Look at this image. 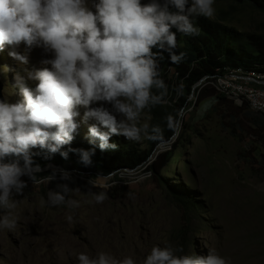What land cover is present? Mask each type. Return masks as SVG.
Returning <instances> with one entry per match:
<instances>
[{
  "label": "rangeland",
  "instance_id": "obj_1",
  "mask_svg": "<svg viewBox=\"0 0 264 264\" xmlns=\"http://www.w3.org/2000/svg\"><path fill=\"white\" fill-rule=\"evenodd\" d=\"M213 7L215 15L209 19L244 34L264 35L263 12L232 0H215ZM181 38L177 33L178 43ZM10 50L6 45L0 51V99L15 103L22 96L13 87L14 74L23 66H17ZM16 50L24 52L23 43ZM47 58L41 48L33 47L26 67L40 69ZM159 70L167 86L162 104H168L179 95L170 88L171 68L159 65ZM207 86L201 101L197 94L188 97L175 136L160 141L149 161L137 170L123 168L93 177L51 165L41 168L45 175L53 169L71 173L72 181L67 183L79 191L69 195L79 201L78 208L41 206L40 198L56 183L65 182L59 176L54 182L34 185L22 177L28 186L15 197L20 201L15 209L17 226L0 230V264H77V252L95 255L98 251H110L117 258L131 255L142 264L153 245L165 244L181 247L189 255H206L215 249L231 264H264V130L255 125L252 110L239 109L210 83ZM84 110L78 108L75 119L80 127L74 136L88 138L94 121L82 120ZM141 119L152 125L151 111L145 110ZM148 141L129 142L144 149ZM166 150L172 151L171 160L158 175L152 174L147 165ZM106 184L110 186L103 187ZM101 191L107 198L97 204L91 193ZM177 192L193 196V206L179 205ZM69 215L71 224L66 220Z\"/></svg>",
  "mask_w": 264,
  "mask_h": 264
},
{
  "label": "clouds",
  "instance_id": "obj_2",
  "mask_svg": "<svg viewBox=\"0 0 264 264\" xmlns=\"http://www.w3.org/2000/svg\"><path fill=\"white\" fill-rule=\"evenodd\" d=\"M214 4L215 0H0V51L10 46L9 56L23 66L15 72L13 85L22 100H0V230L17 226L15 209L20 201L15 197L28 186L22 177L34 185L54 182L59 176L65 182L48 190L40 198L41 206L79 207L69 195L79 191L67 183L71 173L53 169L39 177L41 167L32 159L33 149L48 157L59 153L64 159L71 151L84 167L91 166L94 149L61 150L80 127L75 119L79 107L85 109L83 121H94L87 135L90 143L99 141L101 151L116 149L109 143L113 135L133 142L161 137L159 125L141 119L167 95L160 60L163 53L172 63L183 58L184 53L176 52L177 33L198 35L194 19L214 17ZM21 43L24 52L16 50ZM33 47L50 58L41 61L44 67L29 70L28 52ZM166 121L174 127L172 116ZM91 195L97 204L107 198L105 191ZM72 219L66 217L69 224ZM75 259L77 264H137L131 255L117 258L110 251L77 252ZM142 264H231V260L215 249L189 255L181 247L165 244L153 245Z\"/></svg>",
  "mask_w": 264,
  "mask_h": 264
},
{
  "label": "trees",
  "instance_id": "obj_3",
  "mask_svg": "<svg viewBox=\"0 0 264 264\" xmlns=\"http://www.w3.org/2000/svg\"><path fill=\"white\" fill-rule=\"evenodd\" d=\"M232 1L244 3L264 13V0ZM194 23L199 29V34L194 36L181 34L182 38L179 43L177 42L176 52L177 54L184 53L183 58L179 62L172 63L168 54L163 53V58L160 60L159 65L171 68L173 79L170 88L174 89L175 95L179 96L177 98L175 96V100L171 98L168 104H160L150 110L153 118L152 125H159L162 129L159 139H149L147 148L138 149L129 141L113 135L109 143H115L116 149L101 151L98 147V140L90 143L88 138L78 135L74 136L70 145L63 146L61 150L68 151L69 148L94 149L91 166L84 167L79 162L78 154L71 151H68V158L64 159L59 153L48 157L46 152L39 149L32 150L34 164H39L41 168L53 164L64 169L88 172L93 177L109 175L123 168L137 170L149 161V156L160 141H168L174 135L179 112L185 109L188 97L191 94H197L199 101L203 99L205 94L202 93L209 90L208 82L211 80V76L216 74L217 69L264 66V35L244 34L218 20L203 16L196 17ZM172 30L175 31V29ZM204 83L206 84L202 86ZM215 92L217 93L216 90ZM238 108L244 109L246 106H238ZM250 115L255 125L264 130V116L253 111H250ZM168 116H172L174 119L173 128H169L167 125L166 117ZM180 134L181 132H179V136ZM175 148L176 146L173 147V149ZM172 156L171 150L160 152L147 166L152 174L158 175L167 166ZM8 159L10 158L6 157L5 162ZM45 174L46 172H40L38 176ZM175 195L177 203L182 207L191 208L193 206V196L182 192H177Z\"/></svg>",
  "mask_w": 264,
  "mask_h": 264
},
{
  "label": "bare ground",
  "instance_id": "obj_4",
  "mask_svg": "<svg viewBox=\"0 0 264 264\" xmlns=\"http://www.w3.org/2000/svg\"><path fill=\"white\" fill-rule=\"evenodd\" d=\"M228 71L230 74H227ZM236 74H250L253 77L252 86L254 90L241 88L248 86V78ZM210 79L209 83L219 95L229 99L236 106H246L253 112L264 116V104L258 105L254 103L256 93H264V81H262L264 79V66H251L248 68L224 67L222 70L217 69L216 74L211 76Z\"/></svg>",
  "mask_w": 264,
  "mask_h": 264
},
{
  "label": "built area",
  "instance_id": "obj_5",
  "mask_svg": "<svg viewBox=\"0 0 264 264\" xmlns=\"http://www.w3.org/2000/svg\"><path fill=\"white\" fill-rule=\"evenodd\" d=\"M227 74H230L229 71L227 72ZM236 75H242V76H245L246 78H248V86L241 87V88H248V89L254 90V87L252 86V78L253 77H251L250 74H236ZM262 81H264V79H262ZM226 83H228V82H226ZM236 87H238V86H236ZM254 103L258 104V105L264 104V93H256V100L254 101Z\"/></svg>",
  "mask_w": 264,
  "mask_h": 264
},
{
  "label": "water",
  "instance_id": "obj_6",
  "mask_svg": "<svg viewBox=\"0 0 264 264\" xmlns=\"http://www.w3.org/2000/svg\"><path fill=\"white\" fill-rule=\"evenodd\" d=\"M191 95H192V94H191ZM0 100H1V99H0ZM173 136H175V133H174ZM173 136H172L170 139H172ZM164 142H167V141H164ZM154 151H155V150H154ZM154 151H153V153H154ZM49 165H51V166H53V167H55V168H60V166H56V165H53V164H49ZM46 167H50V166H46Z\"/></svg>",
  "mask_w": 264,
  "mask_h": 264
}]
</instances>
